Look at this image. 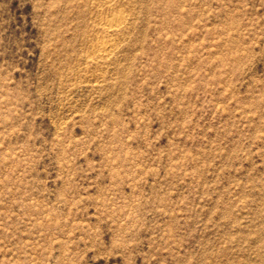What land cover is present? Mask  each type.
<instances>
[{
    "label": "rangeland",
    "instance_id": "obj_1",
    "mask_svg": "<svg viewBox=\"0 0 264 264\" xmlns=\"http://www.w3.org/2000/svg\"><path fill=\"white\" fill-rule=\"evenodd\" d=\"M0 264H264V0H0Z\"/></svg>",
    "mask_w": 264,
    "mask_h": 264
},
{
    "label": "bare ground",
    "instance_id": "obj_2",
    "mask_svg": "<svg viewBox=\"0 0 264 264\" xmlns=\"http://www.w3.org/2000/svg\"><path fill=\"white\" fill-rule=\"evenodd\" d=\"M123 21V17L122 16H119L118 15V17H116V19L115 20H112V21H109V22H107V23H105V27H104V25L102 26V27H104L105 28V30H106V32L107 31H111L112 29L114 30H117L116 28H118V27H120L119 25H120V22H122ZM104 24V23H103ZM104 30V31H105ZM108 33V32H107ZM109 42V40L108 39H106V40H103L102 41V43H101V46L104 48V46H106V44ZM112 43V42H111ZM100 46V45H99ZM112 46V45H111ZM106 49H107V47H105ZM105 48H104V50L103 51H105ZM107 51V50H106ZM101 52V51H100ZM103 55V54H102Z\"/></svg>",
    "mask_w": 264,
    "mask_h": 264
}]
</instances>
